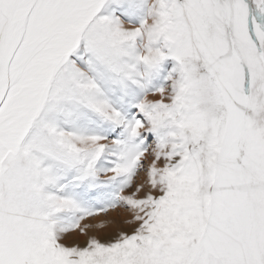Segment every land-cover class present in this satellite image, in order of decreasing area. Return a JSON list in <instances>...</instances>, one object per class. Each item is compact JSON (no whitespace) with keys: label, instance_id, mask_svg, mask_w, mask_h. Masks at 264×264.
I'll list each match as a JSON object with an SVG mask.
<instances>
[{"label":"snow or ice","instance_id":"1","mask_svg":"<svg viewBox=\"0 0 264 264\" xmlns=\"http://www.w3.org/2000/svg\"><path fill=\"white\" fill-rule=\"evenodd\" d=\"M0 264H264V0H0Z\"/></svg>","mask_w":264,"mask_h":264}]
</instances>
